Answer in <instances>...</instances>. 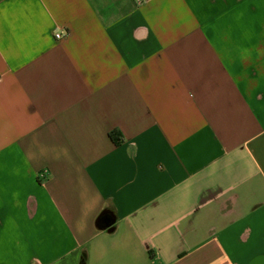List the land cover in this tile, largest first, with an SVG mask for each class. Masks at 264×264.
<instances>
[{
  "label": "crops",
  "instance_id": "1",
  "mask_svg": "<svg viewBox=\"0 0 264 264\" xmlns=\"http://www.w3.org/2000/svg\"><path fill=\"white\" fill-rule=\"evenodd\" d=\"M0 264H264V0H0Z\"/></svg>",
  "mask_w": 264,
  "mask_h": 264
},
{
  "label": "trees",
  "instance_id": "2",
  "mask_svg": "<svg viewBox=\"0 0 264 264\" xmlns=\"http://www.w3.org/2000/svg\"><path fill=\"white\" fill-rule=\"evenodd\" d=\"M109 136L111 137L112 141L115 143V144H119L120 143V135L117 133V132H111L109 134ZM104 217H105V214H100L99 217H98V225L102 227V222L104 220Z\"/></svg>",
  "mask_w": 264,
  "mask_h": 264
},
{
  "label": "built area",
  "instance_id": "3",
  "mask_svg": "<svg viewBox=\"0 0 264 264\" xmlns=\"http://www.w3.org/2000/svg\"><path fill=\"white\" fill-rule=\"evenodd\" d=\"M63 35L61 33H55V38L56 39H61Z\"/></svg>",
  "mask_w": 264,
  "mask_h": 264
},
{
  "label": "water",
  "instance_id": "4",
  "mask_svg": "<svg viewBox=\"0 0 264 264\" xmlns=\"http://www.w3.org/2000/svg\"><path fill=\"white\" fill-rule=\"evenodd\" d=\"M104 213H106V211H104ZM107 227H109L108 229L111 230L112 228L110 227L109 224H106Z\"/></svg>",
  "mask_w": 264,
  "mask_h": 264
}]
</instances>
